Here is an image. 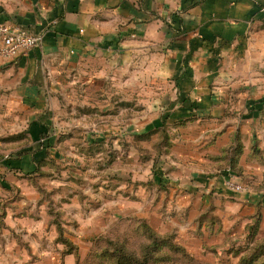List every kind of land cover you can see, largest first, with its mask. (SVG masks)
Listing matches in <instances>:
<instances>
[{
  "label": "crops",
  "instance_id": "0c3cea01",
  "mask_svg": "<svg viewBox=\"0 0 264 264\" xmlns=\"http://www.w3.org/2000/svg\"><path fill=\"white\" fill-rule=\"evenodd\" d=\"M3 8L0 23L23 27L42 41L16 58L0 57L3 102L21 110L25 105L28 114L19 115L28 144L0 152V264L59 258L75 264L76 255L54 242V230L45 237L46 215L38 213L37 201L44 167L79 146L62 141L80 127L82 109V120L111 112L117 121L87 133L92 147L110 136L151 133L163 121L190 122L171 129L177 138L163 168L169 199L184 211L209 198L216 225L227 231L231 217L249 220L264 211V0H16ZM137 101L146 107L138 127L130 109ZM121 104L128 106L125 128L118 126ZM131 157L128 168L135 163ZM231 162L244 181L236 182ZM229 181L252 182L259 190L248 184L249 191L236 192ZM129 190L141 198H117L115 213L132 212L150 223L159 217L161 225V203H154L152 190ZM100 216L94 211L78 221L86 237L74 238L80 253Z\"/></svg>",
  "mask_w": 264,
  "mask_h": 264
},
{
  "label": "rangeland",
  "instance_id": "374dc122",
  "mask_svg": "<svg viewBox=\"0 0 264 264\" xmlns=\"http://www.w3.org/2000/svg\"><path fill=\"white\" fill-rule=\"evenodd\" d=\"M7 3L13 4L16 0H0V8L4 10L3 5L7 6ZM4 92L0 88V152L15 153L22 145L28 144L27 135H23L24 131L20 128L27 123H22L19 118V115L27 118L28 114L25 105L21 110L19 104L4 103ZM127 107V104L120 106V111L125 110L119 115L120 128L127 127ZM131 108L135 111L136 127L143 125L145 105L137 101ZM80 113V127L73 132L74 137L69 136V133L63 135L62 141L65 143L64 140L68 139L72 146H76V143L79 146H76L77 150L65 152L63 161L56 159L57 163L50 161L49 166L44 167L39 175L42 179L38 180L37 201L38 213L46 215L45 237L51 236L54 230V242L63 243L59 238L69 240L76 248L75 264H264V211H259L249 220L240 221V217H231L232 224L230 231H227L223 226L216 225L219 218L211 214L209 198L195 201L194 210L190 204L188 210L184 211L177 207L173 199H169L165 182L169 173H163V168L177 138L171 129L186 126L190 122L178 123L180 125L177 126L175 121H164L163 127L151 133H137L135 137L120 139L110 136L103 138L100 145L92 147L86 141L87 133H96L100 128L111 127L117 121L111 120V112L102 113L103 118L92 117L90 121L81 119L85 114L83 109ZM129 155L136 163L131 168L126 165ZM118 160L121 167H118ZM228 169L239 177L236 182L244 181V172L237 166ZM134 174L136 179H133ZM143 176L149 177V180H140ZM158 176L160 181L157 180ZM227 183L239 192L234 189V182ZM248 184L259 190L256 184ZM258 186L262 188L263 185ZM131 187L150 189L156 195L154 203H161L163 212L161 225L159 217L157 219L160 226L155 218L150 223L143 216L133 215L132 212L115 213L117 198L120 201L131 197L141 198L130 192ZM161 192H164V198ZM71 198L76 199L75 203H70ZM78 201L83 206L82 215ZM94 211L101 212L100 226L90 234L91 238L87 237V241L81 242L84 247L80 253L74 238L85 236L77 228L79 222L88 220ZM51 263L64 264L62 258H59V262L49 259L48 263L39 264Z\"/></svg>",
  "mask_w": 264,
  "mask_h": 264
},
{
  "label": "built area",
  "instance_id": "2783aa9c",
  "mask_svg": "<svg viewBox=\"0 0 264 264\" xmlns=\"http://www.w3.org/2000/svg\"><path fill=\"white\" fill-rule=\"evenodd\" d=\"M0 41L2 42L0 56L5 59H12L38 47L41 44L42 36L15 24L0 23ZM235 184L233 185L235 190L249 191L247 185Z\"/></svg>",
  "mask_w": 264,
  "mask_h": 264
},
{
  "label": "trees",
  "instance_id": "16d2710c",
  "mask_svg": "<svg viewBox=\"0 0 264 264\" xmlns=\"http://www.w3.org/2000/svg\"><path fill=\"white\" fill-rule=\"evenodd\" d=\"M164 124H165V122L163 121V123H162V125L161 126H157L156 128H160V127H163L164 126ZM23 135H25V133H23ZM241 151V145L239 146V145H237V147L235 148V154H238L239 152ZM232 163V165H231V167L232 168H235L236 167V164L234 163V162H231ZM147 226V225H146ZM148 227V226H147ZM149 228V227H148ZM59 241H62L65 245H66V250L64 251V253H74L75 254V252H76V248L74 247V245H72L71 243H70V241L69 240H67V239H65V238H63V239H60L59 238Z\"/></svg>",
  "mask_w": 264,
  "mask_h": 264
}]
</instances>
